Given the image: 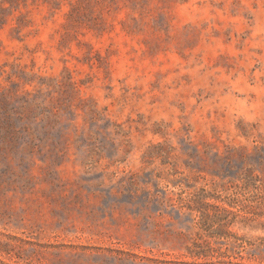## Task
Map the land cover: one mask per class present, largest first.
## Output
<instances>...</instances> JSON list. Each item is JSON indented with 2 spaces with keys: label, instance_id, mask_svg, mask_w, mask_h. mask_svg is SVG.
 Masks as SVG:
<instances>
[{
  "label": "rangeland",
  "instance_id": "obj_1",
  "mask_svg": "<svg viewBox=\"0 0 264 264\" xmlns=\"http://www.w3.org/2000/svg\"><path fill=\"white\" fill-rule=\"evenodd\" d=\"M0 264H264V0H0Z\"/></svg>",
  "mask_w": 264,
  "mask_h": 264
},
{
  "label": "trees",
  "instance_id": "obj_2",
  "mask_svg": "<svg viewBox=\"0 0 264 264\" xmlns=\"http://www.w3.org/2000/svg\"><path fill=\"white\" fill-rule=\"evenodd\" d=\"M227 211V210H226Z\"/></svg>",
  "mask_w": 264,
  "mask_h": 264
}]
</instances>
